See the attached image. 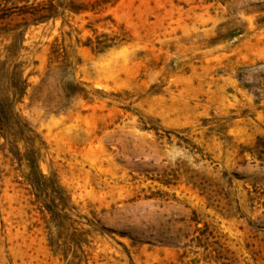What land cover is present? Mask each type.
<instances>
[{
	"label": "rangeland",
	"instance_id": "obj_1",
	"mask_svg": "<svg viewBox=\"0 0 264 264\" xmlns=\"http://www.w3.org/2000/svg\"><path fill=\"white\" fill-rule=\"evenodd\" d=\"M51 1L0 21V264H264V0Z\"/></svg>",
	"mask_w": 264,
	"mask_h": 264
},
{
	"label": "trees",
	"instance_id": "obj_2",
	"mask_svg": "<svg viewBox=\"0 0 264 264\" xmlns=\"http://www.w3.org/2000/svg\"><path fill=\"white\" fill-rule=\"evenodd\" d=\"M14 0H0V21L4 22L11 17H19L22 20H29L31 25H39L46 23L49 20L57 16L56 7L52 4V1H47V4L44 2L36 4V6H31L26 8L25 6L21 8L11 7L6 9V5ZM36 1V0H34ZM21 2H27L26 0H21ZM4 6L1 8V5ZM63 89L66 93V99L68 100L74 96V92L78 89V86L75 84L73 76L70 73H64L63 79ZM79 92V91H78ZM10 112L6 107L0 105V138H5V129L7 130V125L10 123Z\"/></svg>",
	"mask_w": 264,
	"mask_h": 264
}]
</instances>
